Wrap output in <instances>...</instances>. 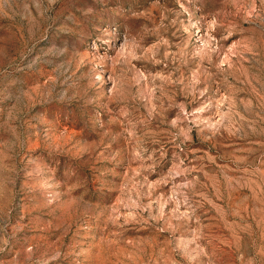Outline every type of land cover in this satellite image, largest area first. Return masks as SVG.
Segmentation results:
<instances>
[{"label": "rangeland", "instance_id": "1", "mask_svg": "<svg viewBox=\"0 0 264 264\" xmlns=\"http://www.w3.org/2000/svg\"><path fill=\"white\" fill-rule=\"evenodd\" d=\"M0 264H264V0H0Z\"/></svg>", "mask_w": 264, "mask_h": 264}]
</instances>
